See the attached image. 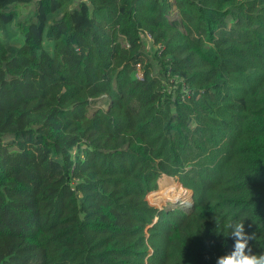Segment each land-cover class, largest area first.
Returning a JSON list of instances; mask_svg holds the SVG:
<instances>
[{"label":"trees","instance_id":"1","mask_svg":"<svg viewBox=\"0 0 264 264\" xmlns=\"http://www.w3.org/2000/svg\"><path fill=\"white\" fill-rule=\"evenodd\" d=\"M236 222L264 253V0H0V264H217Z\"/></svg>","mask_w":264,"mask_h":264},{"label":"clouds","instance_id":"2","mask_svg":"<svg viewBox=\"0 0 264 264\" xmlns=\"http://www.w3.org/2000/svg\"><path fill=\"white\" fill-rule=\"evenodd\" d=\"M230 236L234 239L233 250L217 259V264H264V253L253 254L249 241L255 239V233L245 232L243 222L229 224Z\"/></svg>","mask_w":264,"mask_h":264},{"label":"built area","instance_id":"3","mask_svg":"<svg viewBox=\"0 0 264 264\" xmlns=\"http://www.w3.org/2000/svg\"><path fill=\"white\" fill-rule=\"evenodd\" d=\"M144 36L147 40L152 41V37L148 32H144ZM155 48L160 53L162 46L160 43L155 45ZM137 76H140V71L137 72ZM166 77L161 81V91L166 94H172L174 92L175 86L180 84L179 96L181 99H185L193 93L177 74H173L170 68L167 69Z\"/></svg>","mask_w":264,"mask_h":264},{"label":"rangeland","instance_id":"4","mask_svg":"<svg viewBox=\"0 0 264 264\" xmlns=\"http://www.w3.org/2000/svg\"><path fill=\"white\" fill-rule=\"evenodd\" d=\"M30 7L31 6H20V9H21V11H23V12H29V10H30ZM176 17V14H175V12H172L171 13V15H170V18H175ZM157 183V182H156ZM188 190L190 191V193H191V190L188 188ZM184 194H188V191L187 190H184ZM182 199L180 198V199H177V200H173V201H171V200H166V202L164 201V203H162V204H160V205H158V204H153V205H155V206H157V207H167V206H169L170 204H178L182 209H184L185 208V206H184V204L182 203V201H181ZM152 204V203H151Z\"/></svg>","mask_w":264,"mask_h":264},{"label":"bare ground","instance_id":"5","mask_svg":"<svg viewBox=\"0 0 264 264\" xmlns=\"http://www.w3.org/2000/svg\"><path fill=\"white\" fill-rule=\"evenodd\" d=\"M167 194L170 196V198L173 200H177V199H180V195L173 192L171 189H167L166 190ZM182 199V198H181ZM182 203L184 204V206L188 205L189 204V199L186 197L184 199L181 200Z\"/></svg>","mask_w":264,"mask_h":264},{"label":"crops","instance_id":"6","mask_svg":"<svg viewBox=\"0 0 264 264\" xmlns=\"http://www.w3.org/2000/svg\"><path fill=\"white\" fill-rule=\"evenodd\" d=\"M76 1H79V0H76Z\"/></svg>","mask_w":264,"mask_h":264},{"label":"water","instance_id":"7","mask_svg":"<svg viewBox=\"0 0 264 264\" xmlns=\"http://www.w3.org/2000/svg\"><path fill=\"white\" fill-rule=\"evenodd\" d=\"M191 195H192V193H191Z\"/></svg>","mask_w":264,"mask_h":264}]
</instances>
